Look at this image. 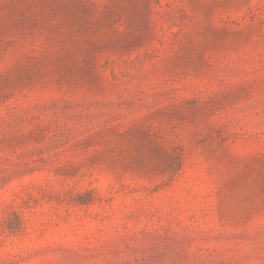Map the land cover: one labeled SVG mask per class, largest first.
<instances>
[{
	"label": "rangeland",
	"instance_id": "rangeland-1",
	"mask_svg": "<svg viewBox=\"0 0 264 264\" xmlns=\"http://www.w3.org/2000/svg\"><path fill=\"white\" fill-rule=\"evenodd\" d=\"M0 264H264V0H0Z\"/></svg>",
	"mask_w": 264,
	"mask_h": 264
}]
</instances>
